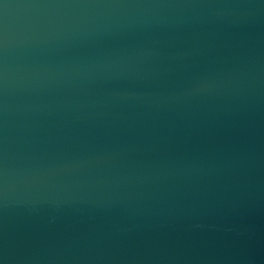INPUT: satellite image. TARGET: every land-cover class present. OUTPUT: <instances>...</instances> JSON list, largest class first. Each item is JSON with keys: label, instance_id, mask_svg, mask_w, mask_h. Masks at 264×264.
<instances>
[{"label": "water", "instance_id": "obj_1", "mask_svg": "<svg viewBox=\"0 0 264 264\" xmlns=\"http://www.w3.org/2000/svg\"><path fill=\"white\" fill-rule=\"evenodd\" d=\"M0 264H264V0H0Z\"/></svg>", "mask_w": 264, "mask_h": 264}]
</instances>
